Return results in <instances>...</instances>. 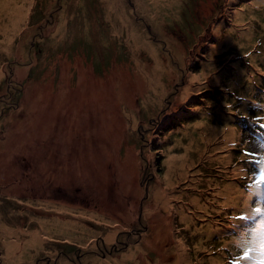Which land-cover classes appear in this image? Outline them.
<instances>
[{"label":"rangeland","instance_id":"rangeland-1","mask_svg":"<svg viewBox=\"0 0 264 264\" xmlns=\"http://www.w3.org/2000/svg\"><path fill=\"white\" fill-rule=\"evenodd\" d=\"M230 1L237 4L230 5ZM135 2L126 0L124 9V0H0V70L3 72L0 97L18 85L25 94L29 93L32 105V94L41 91L48 99L43 107L46 121L57 120L55 128L53 123L37 127L38 134L48 136L37 137L34 131L31 139V127L30 131H24V125L30 123L28 119L35 113L28 119L20 118L28 116L24 109L20 112L22 104H26L24 98L15 111L3 108L1 121L7 127L14 126L18 137L0 130V264H88L89 259L97 256L101 258L97 261L120 256L125 257V264H157L159 254L165 249L180 257L181 264H211L212 259L216 260L215 264L250 261L249 255L245 257L241 233L243 228L256 225L262 216L260 198H255L254 192L264 187L261 179L264 146L258 148L264 144V0H210L204 2L203 8L199 4L201 0L137 2L138 12L140 8L154 10L153 17H161L163 24L174 25L180 49L171 44L168 48L171 52L161 44V54H169L167 60L181 51L192 56L195 50L200 59H192L179 78L167 83L168 93L148 106L142 108L140 100L146 87L134 90L133 103L140 110V114L136 112L138 121L130 126L132 116L123 113L130 120L128 127H124L128 131L121 135L111 156L102 154L108 169L100 171L96 169L93 149H100L101 142L89 144L85 136L87 130L93 131L101 125L103 103L110 97L115 102L114 71L106 72L116 63L129 62L131 54H125L126 44L132 46L133 53L143 47L140 41L129 38L133 27L130 19H137L129 8ZM142 13L147 19L145 11ZM165 29L174 30L171 26ZM134 31L140 38L145 33L138 25ZM146 31L155 33L158 29L148 23ZM53 34L61 47L55 45L56 38L48 42ZM162 36V41L168 43V38ZM158 38L157 34L153 36L154 40ZM228 57L234 60L225 68L222 62ZM70 58L76 59L77 67H91L81 68L80 73L87 74L93 68L98 75L90 77L97 93L95 97L92 88L87 87L81 95L76 93L71 97L76 102L91 103L79 111L83 115L76 130H82L76 132L75 141L70 133V139L62 138L73 104H61L57 90L49 89L68 86L64 70ZM198 61H203V67L196 65ZM18 62L27 68L21 69L17 77ZM28 68L30 71H26ZM204 69L210 75L198 81L199 95H189L180 109L168 111V107L177 103L176 97L178 100L187 76L200 75ZM135 78L132 74L124 83L128 82L130 87ZM140 78L144 82L143 76ZM207 80L222 87L216 107L211 105ZM155 84L159 91L160 84ZM98 97L103 102L95 100ZM206 97L209 100L202 101ZM98 102L103 104L101 110L93 108ZM179 118L182 124L177 122ZM96 133L99 132H93L92 136ZM31 141H36L38 146L32 147L35 144L31 145ZM254 161L259 162L253 164ZM242 171L248 174L243 187L235 181L237 173ZM97 175L107 178L102 193L96 191L93 182ZM167 176L173 178V183L166 193H174L164 212L171 218L162 223L161 233L155 235L147 221L145 206L152 201L155 182L162 181L165 188ZM229 186L233 187L231 198L227 193ZM116 193L123 195L120 206ZM228 199L238 201V207L224 210ZM100 202L112 211L121 206L131 209L125 226L117 229L115 237L108 241L107 226L111 223L83 215L81 210H67L68 203L96 210ZM245 205L247 208L241 210ZM256 208L261 211L255 212ZM42 211L60 214L53 226L58 232L43 234V244L31 241V250L21 248L18 253L19 248L13 249L19 256L27 253L31 256L30 260L20 257L15 260L5 247L9 240L17 239L14 232L19 227L26 234L36 230L44 220ZM245 211L249 213L248 220L240 217ZM69 225L71 229L80 225L84 234L76 230L62 232ZM147 235L151 239L165 237L161 250L147 253L142 249L141 242Z\"/></svg>","mask_w":264,"mask_h":264},{"label":"bare ground","instance_id":"bare-ground-1","mask_svg":"<svg viewBox=\"0 0 264 264\" xmlns=\"http://www.w3.org/2000/svg\"><path fill=\"white\" fill-rule=\"evenodd\" d=\"M136 1L141 2L142 0H136ZM207 1H210V0H201V2H199L200 6L203 8L206 5L204 2H207ZM125 3H126V0H124V3L122 5L124 9L126 8ZM134 14L139 20L138 25L141 28H145L147 23L151 21L152 24H154V26L158 29V31H156L155 33L147 32L145 36V42L143 45L144 47L142 49H139L138 51H135L133 54H131V59L127 64L116 63L114 65V68L112 69L114 71V78H113L114 85H112V87L116 91L115 102L110 97L109 99L105 101V103H103L104 110H102L103 114L101 116V121H102L101 125L93 131L87 130V135L85 134L86 135L85 141L88 142L89 144H95L99 140L101 142L100 149H96V150L93 149L95 162H96V169H99L100 171L108 169V167L105 165L106 159L102 160V154H104L105 156L107 154L108 156H111V151H114L115 149L114 147H116L115 145L120 143L119 141L121 140V135H123L126 131H128L124 127L126 126L128 127V123H130V120H128V118H126L123 113H125L127 117L132 116L130 126H133L138 121L137 114H140V110L137 108V105H134L133 103V98L135 96L134 90L136 89L143 90L144 86L146 87L143 98L140 97V100H142L141 102L142 108L144 105L148 106L149 103L155 101L156 99L161 98L162 96H165L168 93L167 83L170 82L171 80L174 81L175 79H177V77L179 78L180 72L183 69H186V67L189 65V62L192 59H196V57H198L196 52H194L192 56H189L187 55L186 52L181 51V52H176L174 56L172 55L171 58L167 60V57L169 56V54L168 53L166 54L165 52L163 55L161 54V49H160L161 44L166 45L167 50L171 52L172 50L168 49V48H171L170 47L172 46L171 44H173V46L175 45L176 49L178 50L180 49V47L177 44L178 42L177 36L174 33V32H177L176 29L174 28V25L170 24L169 22H166L165 24L161 23V17H153L151 20H148L144 18L142 12H134ZM163 18L166 21H168L166 16H164ZM167 26H171L174 30H171L168 32L165 29V27ZM159 32L161 34H159ZM155 34L159 36L157 40L153 39V36H155ZM162 34L168 38L169 40L168 43H164L162 41L163 39ZM136 47H138V45ZM199 66L203 67V63H200ZM2 73L3 72L0 70V75H2ZM132 74H134L136 78L135 80H133L132 86L127 87L128 82L124 83V81L128 80V76L131 78ZM92 75L96 77L98 76L95 73H91L89 75H87L86 73L79 74L78 81L80 83V88L82 87L92 88L93 79L91 80L90 78ZM208 75L210 74H209V71H207L206 69H204L200 75H190L189 74L187 76L185 86L180 89L181 94L178 100L176 97L177 103L176 104L173 103L170 107H168L169 108L168 111L172 108H179V106L183 103L184 100L187 99V97L190 95V93L193 90H199L201 88L199 86L198 81H200L201 79H203L205 76H208ZM142 76H143L144 82L140 78ZM156 82H158L161 86V89L159 91H158V86L155 84ZM91 92L94 95V97L97 95L96 90L94 88L91 89ZM98 99L103 102V99L100 97L96 98L95 100H98ZM162 101H164V98L162 99ZM81 103L84 106L86 102L81 101ZM103 104L98 102L97 104H94L93 108L94 109L97 108L101 110ZM67 105L68 106L70 105L69 101H67ZM165 105L162 108H165ZM151 110L152 109H150L148 113H151ZM30 120H31V125L30 124L24 125V131L29 130L28 128L31 127V139L34 138L33 137L34 131L37 134V137L48 136L47 134L45 135L38 134L36 132V129L39 126L38 121H36V119L33 117H31ZM43 122H48L52 124L51 122L46 121V120L41 121V123ZM52 125H53V128L57 127V125L55 124H52ZM72 126L73 125L69 123V128L71 129L67 128L66 133L62 137L63 139L68 140L71 138V136L68 134L72 132ZM195 128H199V126L196 125ZM96 131H98L99 133H96L92 136V133ZM8 134H11L10 136L13 135L14 138L18 137V134L14 129L8 130ZM8 138L9 136L7 137L6 140H8ZM35 142L36 141L34 142L31 141V145L35 144ZM35 146L36 144L32 147H35ZM117 153H118V150L116 151V154ZM123 163H126V161ZM124 175H127V174L124 173ZM98 176L99 175H97V178H95L96 176H94L93 182L95 184L96 191L98 193H102L103 191L102 186L104 184H107V178L106 176H100V178ZM162 183H163L162 181L155 182V186L152 189V201H149L145 206L147 221L151 224V229L155 233V235H158L161 233L162 223L169 221V219L171 218L164 211L166 210V208H168L170 204V199L173 197L174 191H172L170 194L166 193V190H167L166 188L173 183V178L170 176L166 177V181H165L166 187L165 188L162 187ZM231 192H233V187L229 186V189L227 190L228 198H231V195H230ZM162 194H165V195L162 196ZM122 196L123 195L116 193V199L118 202V206H120L119 205L120 202L123 203ZM34 198H40V197L35 196ZM228 201L233 202L234 200L228 199ZM98 207L99 208H97L96 210L99 212H97L96 210L92 208L85 210L83 207H81L80 204L74 205V204L68 203L67 210H72V209L81 210V214L83 215H88L90 217L98 218V219H104L106 220V222L111 223L112 226L111 225L107 226L108 229H110V231L106 235V241L111 240L115 237L116 230L119 229L120 227L125 226L124 224H126L127 221L129 220L131 216V209H126L123 206H121L116 209L117 211V214H116L115 213L116 211H112L106 208L105 206L101 205V202H100V205H98ZM42 212L44 213V215H42L44 217V220L39 224V226H37L36 230L31 231L29 234H26L24 232L25 230L20 229L19 227V229H17L14 232L15 235H18L17 239L16 240L13 239L14 241L9 240V244L5 247V249L7 250L10 249V251H8V254L10 255L14 254L15 260H17L16 257H20V259L25 258V259L30 260L31 256H28V253L24 255L20 254L19 256L16 251L12 252L13 249L17 250V248H19L18 253H20L21 248H23V250H31V241L36 242L38 244H43L45 243V241H43L45 240V238L43 237V234L52 235L54 232H58V230L56 231L53 228V226H54L55 217L60 214L59 213L48 214L47 211H42ZM78 222H82V221L78 220ZM74 224H77V223H74ZM72 225H69L66 228V231H62V232H70V231L74 232L76 230L79 233V231L82 230L80 225L71 229L70 226ZM246 230H247L246 227L243 228L242 230L243 233H245ZM82 234L84 233L82 232ZM150 237L151 235H147L144 237V239L141 242L142 249L144 251L147 250V253L155 252V250H161V245L165 237L153 238V239H151ZM14 245H17V246L14 247ZM44 248H46V246ZM100 259L101 258L98 256L93 257L89 259L87 263L88 264H125V260H126L125 257H120V256L107 257L106 260L97 261ZM169 260H172V262L168 263ZM179 261H181L180 257H178L175 254L172 255L171 249L170 250L165 249L162 252V254H159V259H157V264H181L182 262L179 263ZM7 262L9 261L7 260ZM215 263H216V260L212 259L211 264H215ZM63 264H72V263L65 262Z\"/></svg>","mask_w":264,"mask_h":264},{"label":"trees","instance_id":"trees-1","mask_svg":"<svg viewBox=\"0 0 264 264\" xmlns=\"http://www.w3.org/2000/svg\"><path fill=\"white\" fill-rule=\"evenodd\" d=\"M137 2L138 1L135 2L136 3V8H134L133 6L131 8H129V12L133 16H135L134 12H138V10H137ZM228 4L233 5V4H237V2L236 1H230ZM127 7H128V5H127ZM239 7L240 6H238L237 9ZM140 11L141 12L145 11V14H146V17H147L148 20H151L153 18V16L156 14V12L154 10H146L144 8H142V9L140 8ZM138 22H139L138 19H136V20L130 19V23H131L130 26H133V27L130 30L129 38L130 39H136V40L140 41L142 46H143L144 42H145V36H146L147 32H149V31H146V27H147V25H146V27L144 28L145 29V33L140 38L138 32L134 31V27L136 25H138ZM148 23L152 24L151 21H149ZM134 32L136 33V35L134 34ZM204 36H205V34L201 36V40L202 41L205 40ZM53 38H56V41L54 42L55 45L57 47H61L62 45L59 43L58 38L56 36H54V34H53V36L50 37L51 40L48 41V42H51L53 40ZM126 45H127V48L125 50V54H128V55L133 54L132 46L128 45V44H126ZM195 52H196V50H195ZM197 56H198V54H197ZM128 58L129 57H127V60H128ZM130 59H131V56H130ZM130 59H129V61H130ZM75 60H76L75 58L74 59L72 58L68 63H66V65H67L66 67L67 68L64 70L65 72H67L66 83L68 84V86L67 87L65 86L64 88H61V89L60 88L58 89V88H55V87L54 88H51V87L49 88L50 91H52V89H54V90L56 89L57 90L56 94L59 95L58 99H60L61 104H63V103L67 104V101H69L70 104L71 103L73 104L72 110H71V112L69 113V115L67 117V122L68 123L66 125V128H69V123H71L73 125L72 132H70V134L74 135V138H73L74 141H75V138H76L75 137L76 132H80V129L76 130V128L79 127L78 124H77V121L80 118V116L82 117V115H83V114H80L79 111H81L84 108L85 105H87V104L91 105V103L86 102L85 105L83 106L81 102L73 101V100H71V98L69 96V95L76 94V93H79V95H81V92L86 91L85 87L80 88V83L77 82V81L79 79V74H80L79 70L81 68H86V67H90V66L77 67V66L74 65L75 64ZM233 60H234V58H230V57H228L225 60H223V62H222L223 67L226 68L227 65H229ZM200 63H203V61H201V62L198 61L196 65H199ZM22 65H24V67H22ZM29 67H30V65H29ZM23 68H27V66L25 64H21L20 62H18L17 70L19 69V71L16 70V76L17 77L20 76V70L23 69ZM69 69H71V71ZM26 71H30V69L28 68V70H26ZM91 71H89L87 74L89 75L91 73H94L93 68L91 69ZM112 71L113 70H110V71H108L106 73H110ZM77 75H78V78L75 77L76 78L75 79L74 76H77ZM211 75H213V73H211ZM9 78L12 79V76H9ZM112 78H114V77H112ZM68 81H73V82H77V83L69 84ZM185 83H186V81H185ZM263 84H264V82H263ZM4 85H5V83H4ZM205 85H209V90L208 91L211 94L210 102L212 103L211 105L213 107H216L218 105L216 103V101L220 100V94L219 93L220 92L223 93L222 90H221L222 87H220L217 83L213 82L212 80H211V82L209 80H207ZM4 88H6V87H4ZM21 89L22 88H18V85H15L14 89H12L10 93L8 92V93H5V94H1V97H0V127H1L0 130L1 131H4V132L7 133L8 130L14 129V126L10 125V126L7 127V124L5 122L1 121V119H2L1 115H3V113L5 111L3 108H7L8 107V108H12V110L15 111L17 109V106L19 105V103L21 101V98H24V101H25L26 104H22L20 112L22 111V109H24L25 111H27L26 114L28 116L27 117H23V116L19 115L20 118L28 119L30 117L31 113H35V115H31V117L35 118L36 121H38V125L42 124L41 123L42 120L43 121L46 120V117H45L46 113H44V108L43 107H45V105H47L46 101L48 99H47L46 96H44V93H42L41 91H36L35 95L32 94V96H34V100L32 101L33 104L30 105L29 104V100H28L29 93L25 94L23 92L24 90H21ZM7 90H8V88H7ZM199 90H201V88ZM199 90H193L190 93V95L191 96H195V97L198 96L199 95ZM53 95H54V93H53ZM201 97H198L197 99L200 100ZM187 98H189V96ZM207 100H209V97L208 98L206 97V98L202 99V101H207ZM3 102H5V103H3ZM181 106L182 105L179 106V109L181 108ZM27 107H28V109H27ZM57 108H58V106H57ZM174 109H177V108H172L171 110H174ZM6 111H7V109H6ZM7 112H9V111H7ZM7 118H6V120H7ZM30 118L28 119L30 121V123H28V124L31 125ZM9 119H13V117H9ZM181 119L182 118L177 119V122L180 123V124H182ZM17 120H18V117H17ZM55 120L56 119L54 118V121L52 119H50V121L49 120L48 121L53 123V124H55V125H57V120H56V122H55ZM43 124L47 125L48 122H43ZM19 131L21 133L23 132L20 128H19ZM81 134H82V132H81ZM36 146H38V145H36ZM24 152H25V150H24ZM14 160H15V158H14ZM15 163L17 164V162H15ZM224 210H226V208H224ZM222 217H224V216H222ZM251 229H252V227H247V230H246L247 241L249 239V236L251 235V232H250ZM245 235L246 234H243V237ZM250 239H253V237H250ZM247 241H246V243H247ZM250 249L253 251V256H252L253 264H264V224H263V231H261L259 234H257L255 236L253 245L251 246Z\"/></svg>","mask_w":264,"mask_h":264},{"label":"snow or ice","instance_id":"snow-or-ice-1","mask_svg":"<svg viewBox=\"0 0 264 264\" xmlns=\"http://www.w3.org/2000/svg\"><path fill=\"white\" fill-rule=\"evenodd\" d=\"M261 179L264 180V172H262ZM257 183H259V181H258ZM260 211H261L260 208H256V209H255V212H257V213H259ZM248 252H251V249H248ZM248 252L245 253V257H246V258H247V256H248Z\"/></svg>","mask_w":264,"mask_h":264}]
</instances>
